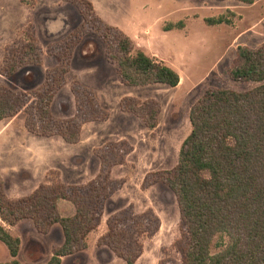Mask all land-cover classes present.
Masks as SVG:
<instances>
[{"label": "trees", "instance_id": "trees-1", "mask_svg": "<svg viewBox=\"0 0 264 264\" xmlns=\"http://www.w3.org/2000/svg\"><path fill=\"white\" fill-rule=\"evenodd\" d=\"M65 1L77 9L81 22L50 44L48 52L57 63L44 71L39 85L22 91L0 84V120L23 111L28 132L58 135L67 143H76L85 122L108 117L93 90L79 83L71 87L73 116L58 119L51 114L50 103L65 83L72 51L84 34L102 40L105 59L122 84L173 87L179 75L162 60L137 48L124 31L97 17L90 0ZM96 19L102 26L93 23ZM205 20L221 22L220 18ZM23 35L18 53L5 47L1 74L11 76L22 65L41 64L33 27ZM238 58L228 71L229 78L257 84L241 91L206 87L190 107L191 128L179 146L176 163L150 172L143 182V187L163 182L175 196L179 236L172 244L179 253V264H264V41L256 48L240 47ZM118 104L121 111L136 115L147 128L156 126L160 107L155 100L140 101L126 95ZM132 149L126 139L107 141L94 148L99 169L86 182L40 183L16 198L6 195L0 177V220L4 223H0V242L12 257L0 264H22L15 259L19 238L5 226H14L22 219H29L43 234L55 223L61 227L63 241L52 245L44 264H61L62 257L86 249V237L99 225L106 201L124 182L114 178L111 169L125 163ZM63 202L70 207L66 214L61 213ZM159 226V218L150 208L136 212L130 204L106 217L105 230L96 244L107 247L126 264H134L142 253V239L155 234Z\"/></svg>", "mask_w": 264, "mask_h": 264}, {"label": "rangeland", "instance_id": "rangeland-1", "mask_svg": "<svg viewBox=\"0 0 264 264\" xmlns=\"http://www.w3.org/2000/svg\"><path fill=\"white\" fill-rule=\"evenodd\" d=\"M90 1L97 17L128 34L137 48L172 67L179 82L173 87L122 84L113 65L105 59L102 40L94 34H84L72 51L65 83L50 103L51 114L58 119L73 116L75 99L71 87L79 83L93 90L108 117L85 122L76 143H67L58 135L28 132L23 125V111L1 119L0 177L5 193L16 198L40 183L86 182L99 169L94 148L107 141L126 139L133 149L125 163L111 169V175L122 178L123 184L106 201L99 225L86 237L87 248L62 257L61 264H126L107 247L97 245L96 240L105 230L106 217L130 204L136 212L150 208L160 221L155 234L142 239V253L134 264H179V253L172 244L179 236L175 196L163 182L146 187L143 182L150 172L176 163L179 146L191 128L190 107L206 87L241 91L257 84L233 81L228 71L239 61L240 47L256 48L264 41V0ZM207 18H220L221 22H207ZM80 22L77 9L65 0H0V63L5 47L10 53L19 52L25 40L23 31L29 26L34 29L42 53L40 65H22L11 76L0 73V84L22 91L39 85L44 71L57 63L48 47ZM93 23L102 26L98 20ZM126 95L158 102L155 127L147 128L136 115L121 111L119 99ZM60 208L62 214L70 211L64 202ZM5 226L19 238L15 259L22 264H44L52 245L63 241L57 223L45 234L37 232L29 219ZM11 259L0 242V262Z\"/></svg>", "mask_w": 264, "mask_h": 264}, {"label": "crops", "instance_id": "crops-1", "mask_svg": "<svg viewBox=\"0 0 264 264\" xmlns=\"http://www.w3.org/2000/svg\"><path fill=\"white\" fill-rule=\"evenodd\" d=\"M0 223H2L3 224V222L0 220Z\"/></svg>", "mask_w": 264, "mask_h": 264}]
</instances>
